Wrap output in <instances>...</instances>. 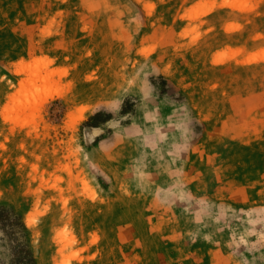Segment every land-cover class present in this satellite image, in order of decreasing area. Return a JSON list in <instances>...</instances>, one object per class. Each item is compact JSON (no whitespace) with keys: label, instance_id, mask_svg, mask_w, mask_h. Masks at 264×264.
Instances as JSON below:
<instances>
[{"label":"rangeland","instance_id":"1","mask_svg":"<svg viewBox=\"0 0 264 264\" xmlns=\"http://www.w3.org/2000/svg\"><path fill=\"white\" fill-rule=\"evenodd\" d=\"M262 58L264 0H0V204L36 264H264Z\"/></svg>","mask_w":264,"mask_h":264},{"label":"trees","instance_id":"2","mask_svg":"<svg viewBox=\"0 0 264 264\" xmlns=\"http://www.w3.org/2000/svg\"><path fill=\"white\" fill-rule=\"evenodd\" d=\"M0 227L12 246L9 264H36L28 241L27 227L14 208L0 204Z\"/></svg>","mask_w":264,"mask_h":264},{"label":"bare ground","instance_id":"3","mask_svg":"<svg viewBox=\"0 0 264 264\" xmlns=\"http://www.w3.org/2000/svg\"><path fill=\"white\" fill-rule=\"evenodd\" d=\"M237 7V6H236ZM262 59H264V58H262ZM258 60V59H257ZM29 220V222H30V219H28Z\"/></svg>","mask_w":264,"mask_h":264}]
</instances>
